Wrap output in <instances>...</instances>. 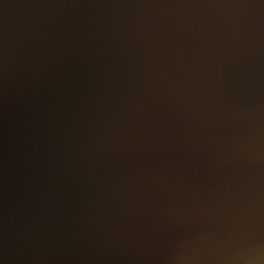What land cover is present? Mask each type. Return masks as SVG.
<instances>
[{
    "label": "water",
    "instance_id": "1",
    "mask_svg": "<svg viewBox=\"0 0 264 264\" xmlns=\"http://www.w3.org/2000/svg\"><path fill=\"white\" fill-rule=\"evenodd\" d=\"M0 264H264V0H0Z\"/></svg>",
    "mask_w": 264,
    "mask_h": 264
}]
</instances>
